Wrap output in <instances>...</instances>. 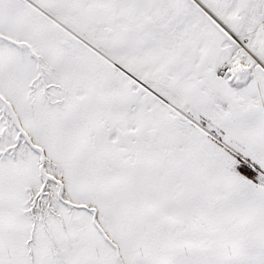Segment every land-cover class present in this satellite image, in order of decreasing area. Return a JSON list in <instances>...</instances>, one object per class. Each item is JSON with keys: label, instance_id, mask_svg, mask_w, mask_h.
Instances as JSON below:
<instances>
[{"label": "snow or ice", "instance_id": "1", "mask_svg": "<svg viewBox=\"0 0 264 264\" xmlns=\"http://www.w3.org/2000/svg\"><path fill=\"white\" fill-rule=\"evenodd\" d=\"M0 264H264V0H0Z\"/></svg>", "mask_w": 264, "mask_h": 264}]
</instances>
